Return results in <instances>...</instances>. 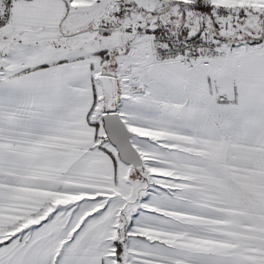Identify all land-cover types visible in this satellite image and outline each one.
<instances>
[{"label":"snow or ice","instance_id":"obj_1","mask_svg":"<svg viewBox=\"0 0 264 264\" xmlns=\"http://www.w3.org/2000/svg\"><path fill=\"white\" fill-rule=\"evenodd\" d=\"M0 264H264V0H0Z\"/></svg>","mask_w":264,"mask_h":264}]
</instances>
